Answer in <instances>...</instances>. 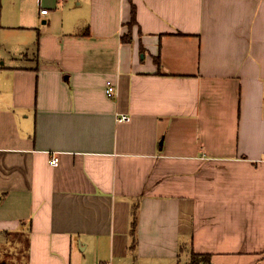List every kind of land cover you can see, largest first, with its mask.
I'll use <instances>...</instances> for the list:
<instances>
[{"label": "crops", "instance_id": "1", "mask_svg": "<svg viewBox=\"0 0 264 264\" xmlns=\"http://www.w3.org/2000/svg\"><path fill=\"white\" fill-rule=\"evenodd\" d=\"M193 253L264 264V0H0V264Z\"/></svg>", "mask_w": 264, "mask_h": 264}, {"label": "built area", "instance_id": "2", "mask_svg": "<svg viewBox=\"0 0 264 264\" xmlns=\"http://www.w3.org/2000/svg\"><path fill=\"white\" fill-rule=\"evenodd\" d=\"M60 1H64V0H60ZM41 12L42 13H47L48 12V9L47 8H43L41 9ZM106 93L113 97L117 94V85L116 83L112 82L111 80L107 81V87H106ZM130 117L128 114L126 113H121L118 117V120L119 121H123V120H128ZM51 162L52 164L54 165H57L59 163V157L54 155L52 158H51Z\"/></svg>", "mask_w": 264, "mask_h": 264}, {"label": "trees", "instance_id": "3", "mask_svg": "<svg viewBox=\"0 0 264 264\" xmlns=\"http://www.w3.org/2000/svg\"><path fill=\"white\" fill-rule=\"evenodd\" d=\"M136 12H135V7L133 6L132 8V16L129 25L135 24L136 23ZM130 32V31H129ZM128 32V33H129ZM210 255L207 253H193L192 260L189 264H210Z\"/></svg>", "mask_w": 264, "mask_h": 264}]
</instances>
